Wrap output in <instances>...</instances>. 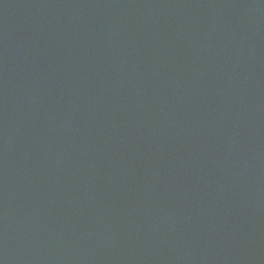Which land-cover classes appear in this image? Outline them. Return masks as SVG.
I'll return each instance as SVG.
<instances>
[{
	"label": "water",
	"instance_id": "obj_1",
	"mask_svg": "<svg viewBox=\"0 0 264 264\" xmlns=\"http://www.w3.org/2000/svg\"><path fill=\"white\" fill-rule=\"evenodd\" d=\"M0 264H264V0H0Z\"/></svg>",
	"mask_w": 264,
	"mask_h": 264
}]
</instances>
